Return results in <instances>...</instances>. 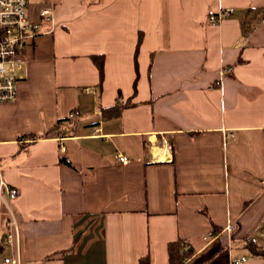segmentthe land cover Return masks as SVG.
I'll list each match as a JSON object with an SVG mask.
<instances>
[{
	"label": "crops",
	"instance_id": "1",
	"mask_svg": "<svg viewBox=\"0 0 264 264\" xmlns=\"http://www.w3.org/2000/svg\"><path fill=\"white\" fill-rule=\"evenodd\" d=\"M28 13L40 33L0 102L22 264H169L180 238L195 248L185 264H264L246 245L264 247V0H29ZM117 99L134 104L104 116Z\"/></svg>",
	"mask_w": 264,
	"mask_h": 264
},
{
	"label": "built area",
	"instance_id": "2",
	"mask_svg": "<svg viewBox=\"0 0 264 264\" xmlns=\"http://www.w3.org/2000/svg\"><path fill=\"white\" fill-rule=\"evenodd\" d=\"M54 6L52 3L41 9L40 15L50 23L54 19ZM29 12V0H0V102L13 101L17 97V81L24 76L20 73L23 69L21 56L24 49L40 33L39 24L32 22ZM233 13V7H227L219 11L210 9L208 11L210 22H218L220 19ZM232 67L226 69V72ZM225 72V70H224ZM78 111L70 113V118L77 117ZM65 142L61 143L64 149ZM118 159L127 164L130 158L119 153ZM21 195V190L3 179L0 180V198L4 201L8 209V219L6 220V231L4 244L11 246L12 255L5 258L6 262L11 264H22L21 244H22V226L17 212L15 211V201ZM231 223L227 224V231L233 230ZM214 231H209L204 236L208 239L214 236ZM247 256L243 255L235 258L233 264H244Z\"/></svg>",
	"mask_w": 264,
	"mask_h": 264
},
{
	"label": "trees",
	"instance_id": "3",
	"mask_svg": "<svg viewBox=\"0 0 264 264\" xmlns=\"http://www.w3.org/2000/svg\"><path fill=\"white\" fill-rule=\"evenodd\" d=\"M143 34L141 33L139 35V39L137 42L136 50H135V67L136 72L138 73V53H139V47L142 42ZM92 60L94 61V64L97 66L99 71V77H100V85L102 84L104 77H105V56L104 54H95L92 55ZM137 79V78H136ZM137 80H135L136 85ZM134 103H131L127 101L124 104H120L119 100L117 99L116 103L112 105L111 107L104 108L103 114L106 117H112V116H118L121 114L122 110L130 105H133ZM75 124H72V119L70 117L61 118L58 120V122L55 124V128L59 131L60 134L65 136L66 134L70 133ZM30 135L37 136V133H31ZM216 232V231H215ZM214 232V233H215ZM247 247L251 250V252L254 255L257 256H264V247L260 246L256 243L254 239H249L246 242ZM168 250H169V264H185L188 259L194 255L195 248L192 247V244L185 240V239H177L175 241H171L168 244ZM5 250V244L4 242L0 244V255ZM139 264H151V260L149 255H145L143 257H140Z\"/></svg>",
	"mask_w": 264,
	"mask_h": 264
},
{
	"label": "rangeland",
	"instance_id": "4",
	"mask_svg": "<svg viewBox=\"0 0 264 264\" xmlns=\"http://www.w3.org/2000/svg\"><path fill=\"white\" fill-rule=\"evenodd\" d=\"M7 211H8V209H7L4 201L0 198V240L3 237V230H4V228L1 225V222H2V218L1 217L4 216L5 219L7 220L8 216H9V213ZM6 220H5V225H6ZM4 231H6V226H5V230ZM1 241H0V243H1ZM7 247H9L8 249L12 252L11 246H7Z\"/></svg>",
	"mask_w": 264,
	"mask_h": 264
}]
</instances>
